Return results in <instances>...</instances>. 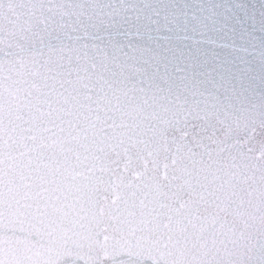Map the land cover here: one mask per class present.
Returning a JSON list of instances; mask_svg holds the SVG:
<instances>
[{
  "label": "snow or ice",
  "instance_id": "6c2138e0",
  "mask_svg": "<svg viewBox=\"0 0 264 264\" xmlns=\"http://www.w3.org/2000/svg\"><path fill=\"white\" fill-rule=\"evenodd\" d=\"M150 8L0 0V264H264V95L125 51Z\"/></svg>",
  "mask_w": 264,
  "mask_h": 264
},
{
  "label": "water",
  "instance_id": "95a60500",
  "mask_svg": "<svg viewBox=\"0 0 264 264\" xmlns=\"http://www.w3.org/2000/svg\"><path fill=\"white\" fill-rule=\"evenodd\" d=\"M147 2V19L118 40L125 51L149 50L161 73L188 68L221 97L233 88L264 95V0Z\"/></svg>",
  "mask_w": 264,
  "mask_h": 264
}]
</instances>
